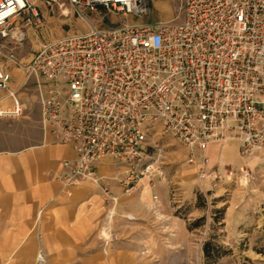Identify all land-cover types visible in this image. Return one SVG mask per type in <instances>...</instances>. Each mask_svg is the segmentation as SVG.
I'll return each mask as SVG.
<instances>
[{
  "label": "built area",
  "instance_id": "1",
  "mask_svg": "<svg viewBox=\"0 0 264 264\" xmlns=\"http://www.w3.org/2000/svg\"><path fill=\"white\" fill-rule=\"evenodd\" d=\"M60 1L0 0V92L12 100L8 114L23 113L11 88L12 45L23 38L12 26L19 17L40 24L38 3ZM67 1L87 30L43 43L26 66L38 78L43 129L75 153L63 161L65 186L96 185L112 216L119 196L98 164L111 158L130 169L125 193L154 177L162 169L150 153L156 126L188 149V162L199 160L202 180L213 144L237 143L242 156L260 155L264 164V0H184L180 22L120 27H102L92 16L141 17L147 0ZM105 233L107 247L115 236ZM36 264H47L42 249Z\"/></svg>",
  "mask_w": 264,
  "mask_h": 264
},
{
  "label": "crops",
  "instance_id": "2",
  "mask_svg": "<svg viewBox=\"0 0 264 264\" xmlns=\"http://www.w3.org/2000/svg\"><path fill=\"white\" fill-rule=\"evenodd\" d=\"M39 114L21 142L0 145V264H36L40 249L47 264H151L165 253L164 240L178 245L187 228L170 207L168 169L141 178L125 193L130 169L111 158L101 161L99 174L119 196L111 216L96 185L63 184V161L74 159V150L45 132L41 108ZM238 152L237 143L210 145L207 174L211 159L228 163ZM241 158L233 160L236 167ZM188 163L199 177V160ZM106 231L115 239L104 247Z\"/></svg>",
  "mask_w": 264,
  "mask_h": 264
},
{
  "label": "rangeland",
  "instance_id": "3",
  "mask_svg": "<svg viewBox=\"0 0 264 264\" xmlns=\"http://www.w3.org/2000/svg\"><path fill=\"white\" fill-rule=\"evenodd\" d=\"M38 5L42 13L40 24L19 17L12 26L23 38L12 45L17 64L11 65V88L16 90L23 104V113L0 116V145L21 142L22 135L29 134L31 125L39 118L38 78L26 66L42 44L88 28L67 0L52 6L42 2ZM147 8V13L141 17L106 12L92 18L102 27L184 19V0H147ZM0 106L3 109L13 106L7 91L0 92ZM150 141L154 145L150 153L158 159L162 169L169 171L170 207L187 228L178 245L164 240L165 253L159 255L160 260L153 258L151 264H264V164L260 155L243 159L241 153H236L231 159L235 161L240 157L243 164L239 167L233 160L222 163L220 159H211L210 175L202 180L197 168L188 163V149L171 135H161L156 126L151 131ZM221 151L222 148H218V156ZM191 168L195 170L188 171ZM244 170L253 172L256 179H247L242 173ZM208 241L220 246L226 254L207 260L203 248Z\"/></svg>",
  "mask_w": 264,
  "mask_h": 264
},
{
  "label": "trees",
  "instance_id": "4",
  "mask_svg": "<svg viewBox=\"0 0 264 264\" xmlns=\"http://www.w3.org/2000/svg\"><path fill=\"white\" fill-rule=\"evenodd\" d=\"M204 253L207 258V260H212V259H217L220 256L226 254L221 251V247L218 246L217 244H214L210 241L206 242L204 245Z\"/></svg>",
  "mask_w": 264,
  "mask_h": 264
},
{
  "label": "bare ground",
  "instance_id": "5",
  "mask_svg": "<svg viewBox=\"0 0 264 264\" xmlns=\"http://www.w3.org/2000/svg\"><path fill=\"white\" fill-rule=\"evenodd\" d=\"M1 109L3 110V113H11L12 111V108H9V109H3V107H1Z\"/></svg>",
  "mask_w": 264,
  "mask_h": 264
}]
</instances>
